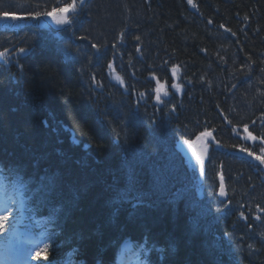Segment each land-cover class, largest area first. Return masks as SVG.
Masks as SVG:
<instances>
[{"label": "trees", "instance_id": "1", "mask_svg": "<svg viewBox=\"0 0 264 264\" xmlns=\"http://www.w3.org/2000/svg\"><path fill=\"white\" fill-rule=\"evenodd\" d=\"M22 1L75 9L57 34L24 29L15 83L0 73V159L60 205L58 258L72 250L82 264H112L129 235L144 239L150 264H264L248 227L235 253L218 211L186 205L190 173L177 148L214 129L264 160V0ZM208 157V167L223 161L214 148Z\"/></svg>", "mask_w": 264, "mask_h": 264}, {"label": "snow or ice", "instance_id": "2", "mask_svg": "<svg viewBox=\"0 0 264 264\" xmlns=\"http://www.w3.org/2000/svg\"><path fill=\"white\" fill-rule=\"evenodd\" d=\"M189 2L191 3V0H189ZM69 9H74V5H69L67 8H63L61 9L60 11L61 12H67ZM37 15H39V13H37ZM22 18V17H20ZM12 19H18V17H12ZM53 19L56 20L57 24H67L69 23L67 17H63V18H57L56 16H53ZM137 39H139L137 37ZM93 47H96L95 45H93ZM21 53L24 52V49H20ZM4 56V53H0V57H3ZM109 68H112V65L109 64ZM117 80H120L121 83H123V81L121 80V78L119 76L116 77ZM175 87H178V86H175ZM159 88L157 89V91L159 92ZM143 95V94H142ZM207 135H210L209 133L205 132V133H202V136H207ZM249 138L250 139H255V137H252L251 134L249 133ZM199 139V137L197 138ZM185 143H188L187 141ZM243 151V149H242ZM193 155H196V153L194 152ZM249 155H252V153H249ZM201 159L200 156H197V160L199 161ZM257 159H259V157H257ZM262 163H264V160L261 161ZM2 170V169H0ZM23 180V178H22ZM52 181L51 179L49 178V184H51ZM134 184V178L133 176L130 174L129 176V188L118 193V196H117V200L119 201L120 199H126L127 196L129 195V192L131 191V186ZM24 187L25 189L27 190V184L26 182H24ZM221 195H223V191H221ZM53 213H58L60 210L59 209H52ZM0 212H3V213H8V214H0V231H3L6 227V224L8 223L9 221V215L11 214L12 212V208L9 207L7 204H5V206L0 209ZM257 219H259V217H257ZM37 247V252H36V256L33 257V259H39L41 257V253H45V255L43 256V259L44 260H47L48 257H47V246H45L44 248H39V245L36 246ZM157 251H160V252H163L164 250L163 249H157ZM25 259H27V254H25Z\"/></svg>", "mask_w": 264, "mask_h": 264}, {"label": "rangeland", "instance_id": "3", "mask_svg": "<svg viewBox=\"0 0 264 264\" xmlns=\"http://www.w3.org/2000/svg\"><path fill=\"white\" fill-rule=\"evenodd\" d=\"M10 4H12V6L14 7V9H23V5H21L20 3H15L11 0ZM61 9H57V11H53L54 13H50L51 18L53 16H56L57 14L60 15L62 14V12L60 11ZM58 12V13H57ZM57 17V16H56ZM58 18V17H57ZM53 22H56L55 19H52ZM201 148V146H190V145H182V149L183 152L185 153V155L192 160V162L194 163V165H192L193 169L195 168L196 171L199 170L200 168V161L195 160L197 159V156H200L202 160L203 159V154L202 152H197V149ZM203 148V147H202ZM205 150V147H204ZM196 153V155H193V153ZM196 164V165H195ZM20 221H15V220H10L8 221V223L6 224L7 227H5V229L3 231H0V235L3 232H8L9 233V237L7 238V240L5 242H1L0 241V250H3L5 254H8L10 251V247L13 248H17V249H21L22 243L21 241L18 240V236L20 235V229L18 227Z\"/></svg>", "mask_w": 264, "mask_h": 264}, {"label": "bare ground", "instance_id": "4", "mask_svg": "<svg viewBox=\"0 0 264 264\" xmlns=\"http://www.w3.org/2000/svg\"><path fill=\"white\" fill-rule=\"evenodd\" d=\"M244 119H246V118H244Z\"/></svg>", "mask_w": 264, "mask_h": 264}]
</instances>
